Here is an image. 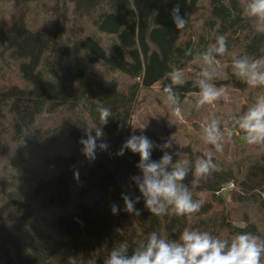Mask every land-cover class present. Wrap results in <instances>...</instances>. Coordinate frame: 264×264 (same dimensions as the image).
<instances>
[{
  "label": "trees",
  "instance_id": "obj_1",
  "mask_svg": "<svg viewBox=\"0 0 264 264\" xmlns=\"http://www.w3.org/2000/svg\"><path fill=\"white\" fill-rule=\"evenodd\" d=\"M243 2L0 0V264H104L114 247L127 243L130 256L152 232L168 240L186 229L264 238V146L244 142L243 152L213 156L220 171L194 190L205 203L190 217L152 215L132 180L141 175L139 154L117 155L131 136L141 91L159 85L164 96L166 73L194 68L176 89L181 107L199 91L192 84L200 70L195 54L218 35L227 36L229 48L218 62L230 66L233 54L264 58V34L244 16ZM177 4L188 21L184 30L171 15ZM213 82L250 89L233 73ZM98 106L111 110L102 126L109 147L89 161L79 141L88 126L100 127ZM144 136L159 143L154 161L165 151L188 165L206 155L190 146L162 149L168 137ZM229 185L228 204L220 192ZM122 194L141 197L139 215L124 211Z\"/></svg>",
  "mask_w": 264,
  "mask_h": 264
},
{
  "label": "clouds",
  "instance_id": "obj_2",
  "mask_svg": "<svg viewBox=\"0 0 264 264\" xmlns=\"http://www.w3.org/2000/svg\"><path fill=\"white\" fill-rule=\"evenodd\" d=\"M242 12L255 32L264 34V0H244ZM171 15L177 30H184L188 21L180 14L179 4L173 7ZM228 51L227 36L218 35L214 43L195 54V60L202 65L192 79L193 86L199 90L195 95V109L230 99L228 89L224 86L218 87L213 82L219 76L217 57L225 56ZM231 65L233 74L238 79L250 88L261 90L245 111L232 116V123L248 145L264 146V58L233 54ZM166 76L170 83L162 89L165 103L171 113L179 115L181 98L176 89L183 87L188 81L184 72L179 69L166 73ZM97 112L100 127L88 126L85 129L86 138L82 137L79 141L82 154L89 161L96 159L98 148L107 150L109 147L102 141V126L107 125L111 110L98 106ZM225 123L227 122L222 121L215 111L208 112L204 117L201 139L210 146V150L205 157L197 158L194 165L185 164L180 159L174 162L173 155L167 151L159 161L152 160V151L157 145L144 135H131L124 142L117 155L123 156L125 150L139 154L137 167L141 175L132 177V180L144 199L145 208L152 215L190 217L200 211L205 200L194 198V190L201 180H207L213 173L220 171L212 150L222 153L225 146L232 142L233 133L222 127ZM160 147L170 148L171 142ZM175 155L181 157L182 154ZM189 174L192 176L190 185L184 183ZM74 177L79 178L78 172L74 173ZM122 199L124 211L140 214L135 207L141 199L140 196L133 199L129 194H122ZM111 211L117 214L119 206L113 204ZM128 251V244L120 243L110 251L104 264H264V238L250 232H241L231 239H222L207 231L186 229L178 240H168L152 232L135 247L130 256ZM88 264H97V261L90 258Z\"/></svg>",
  "mask_w": 264,
  "mask_h": 264
},
{
  "label": "rangeland",
  "instance_id": "obj_3",
  "mask_svg": "<svg viewBox=\"0 0 264 264\" xmlns=\"http://www.w3.org/2000/svg\"><path fill=\"white\" fill-rule=\"evenodd\" d=\"M194 65L195 68L201 69L202 67L197 61ZM217 67L219 76L216 80H227L230 74L233 73L232 65L229 66L228 64L219 62ZM193 70L194 68H189L184 73L193 72ZM227 89L230 93L228 101H220L215 105L205 106L199 110L194 107L195 96L188 97L180 107L179 115H174L169 111L165 103V96L160 93L159 85L154 86L151 90H143L137 98L135 112L129 126L130 134L144 135L145 131L153 132L159 136L168 137L173 147L182 148L190 146L196 151L207 153L210 150V146L206 145L201 139V125L208 112L215 111L222 121L227 122L222 127L227 131H231L233 137L232 142L225 146L222 153H216L212 150L213 156L217 157L228 153L243 152L249 146L239 137L238 131L233 126H230L229 120L233 115H238L245 111L254 102L255 97L259 93L256 91L257 89L253 88L242 91L229 86ZM151 141L157 145V147H154V151L159 147V143L154 140ZM180 160L183 163L186 162L184 158H180ZM230 193L231 190L223 192V197L228 204L231 198Z\"/></svg>",
  "mask_w": 264,
  "mask_h": 264
},
{
  "label": "built area",
  "instance_id": "obj_4",
  "mask_svg": "<svg viewBox=\"0 0 264 264\" xmlns=\"http://www.w3.org/2000/svg\"><path fill=\"white\" fill-rule=\"evenodd\" d=\"M233 188V185H229L227 187H224L222 190H221V194H223V192H225L226 190H231Z\"/></svg>",
  "mask_w": 264,
  "mask_h": 264
}]
</instances>
